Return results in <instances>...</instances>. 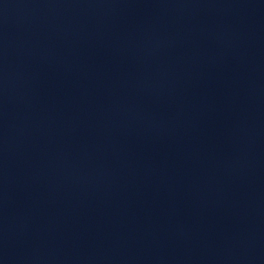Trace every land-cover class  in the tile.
<instances>
[{
	"label": "water",
	"instance_id": "1",
	"mask_svg": "<svg viewBox=\"0 0 264 264\" xmlns=\"http://www.w3.org/2000/svg\"><path fill=\"white\" fill-rule=\"evenodd\" d=\"M90 264H264V0H78Z\"/></svg>",
	"mask_w": 264,
	"mask_h": 264
}]
</instances>
